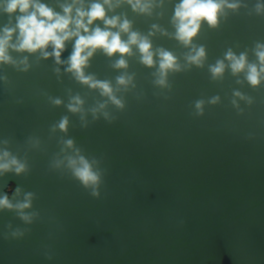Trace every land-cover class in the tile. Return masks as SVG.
<instances>
[{"label":"water","instance_id":"95a60500","mask_svg":"<svg viewBox=\"0 0 264 264\" xmlns=\"http://www.w3.org/2000/svg\"><path fill=\"white\" fill-rule=\"evenodd\" d=\"M40 2L63 14L61 5L72 0ZM233 2L240 7L225 8L216 27L202 22L189 46L176 39L172 22L180 0H154L150 15L123 0L119 6L113 0L112 10L105 6L109 18L127 19L131 31L147 37L154 53L152 67L136 46L130 55L98 49L90 58L85 75L109 82L123 108L66 71L74 39L66 42L62 64L40 51L9 49L17 64L27 58L28 70L0 64V149L26 161L29 171L6 173L0 195L12 184L23 190L16 200L35 193L26 211L39 215L26 224L15 212H0V264H264V80L251 86L246 70L233 75L226 59L231 50L259 67L264 12L256 6L264 0ZM6 25L14 26L15 17L0 10V29ZM96 26L105 28L102 21ZM128 37L121 33L123 41ZM199 47L206 56L198 67L186 57ZM160 49L180 66L167 73L166 86L156 84ZM119 59L127 68L114 67ZM218 61L225 71L214 79L210 68ZM120 76L132 83L118 85ZM75 96L84 101L82 113L68 109ZM100 104L106 107L94 119L91 110ZM63 117L67 133L53 131ZM68 139L97 161L99 197L65 165L52 167L72 154L61 151ZM16 229L23 237L11 236Z\"/></svg>","mask_w":264,"mask_h":264},{"label":"clouds","instance_id":"9594fccd","mask_svg":"<svg viewBox=\"0 0 264 264\" xmlns=\"http://www.w3.org/2000/svg\"><path fill=\"white\" fill-rule=\"evenodd\" d=\"M121 2L122 0H115V6H119ZM123 2L131 5L133 11L149 15L154 4V0H123ZM84 3L85 0H72L71 4L61 5L63 14H60L41 3L40 0H0V10L9 17H15L14 26L6 25L0 29V64L23 65L21 70H28L27 58L17 64L10 56L9 49L21 53L40 51L44 58L52 56L57 64H62L64 61L61 60V55L65 50L66 42L74 39L73 51L68 58L66 71L72 73L80 83L88 85L92 89H99L102 96L108 97L118 108H123L124 104L114 95L111 84L106 81H98L91 75H85L84 69L98 49L103 50L108 56L116 53L123 56L131 54L132 46H136L142 54V63L152 67L154 64L152 45L147 37L131 31V23L127 19L121 22L118 16L112 18L107 16L105 6L108 10H112L114 7L113 0H102V2L95 0L87 8L84 7ZM239 7V3H229V0H180V3L175 7L172 21L176 28V39L185 46L191 45L193 38L197 36L201 28L202 22L206 21L210 27H216L225 8L236 10ZM256 11L258 14L264 12V4L258 3ZM96 21H102L105 28L91 27ZM9 23L11 24V20ZM153 28L155 29L156 26L154 25ZM110 29L119 30L111 31ZM121 33L129 34L126 42L121 39ZM14 36L16 37L15 43H13ZM49 47L52 48L51 52L47 51ZM193 53L186 57L189 64L202 66L206 56L205 49L199 47L194 49ZM158 55L160 62L156 84L166 86L167 73L179 71L180 66L172 53L160 49ZM256 56L259 67L256 64L248 63L246 54L237 57L231 50L226 53V59L230 62L233 75L246 70V80L253 87L260 85L264 80V44H257ZM114 67L118 69L127 68V63L124 59H119ZM210 71L214 79L221 77L225 71L224 62L218 61L215 66L210 68ZM132 79L131 76H120L117 78V83L127 88L132 83ZM234 95L244 99L240 92H235ZM217 100L218 98H214L211 102L216 103ZM53 103L60 105L61 101L56 99ZM83 103L84 101L79 96L72 97L68 109L72 113H82ZM233 103L235 104V101ZM202 105V101L196 103L198 114H202ZM105 107V104H100L98 108L91 110L94 119L97 118L96 114ZM103 115L106 119L108 118L107 112H104ZM68 125V118L63 117L53 127V131L58 128L67 133ZM3 143L6 145L7 141ZM63 143L64 148L61 151L72 150V154L66 155L63 160L54 161L52 167L58 169L65 165L73 178L78 180L86 189H91L93 197H99L98 189L101 184L102 173L98 168H94L97 161L95 159L89 161L82 155L81 149L75 146L74 140L68 139ZM28 171L29 166L26 161L20 160L6 149H0V178H3L6 173L21 176ZM22 192V188L17 184L8 185L3 194L0 195V212L5 210L15 212L20 220L26 224H31L34 217L39 215L37 212L26 211L32 208L35 193L24 192L23 200H16V197ZM8 227L11 225L9 224ZM23 235L24 231L20 229L11 233L14 239L21 238Z\"/></svg>","mask_w":264,"mask_h":264}]
</instances>
